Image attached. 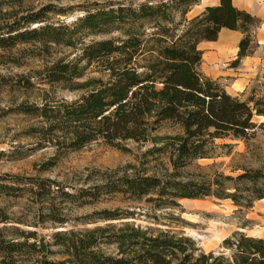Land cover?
Segmentation results:
<instances>
[{"label":"trees","instance_id":"trees-1","mask_svg":"<svg viewBox=\"0 0 264 264\" xmlns=\"http://www.w3.org/2000/svg\"><path fill=\"white\" fill-rule=\"evenodd\" d=\"M195 3L198 0H89L79 6L82 12L70 24L47 20L45 10L53 6L45 5L26 18L39 24H12L8 34L0 36V45L32 40L44 46L64 45L75 53L41 72L48 83L83 89L78 97H42L40 103L18 107L46 122L43 137L58 150L74 151L101 141L128 151V141H149L142 155H164L168 164L159 174L107 177L73 190L50 178L30 179L24 188L19 176L10 177V182L0 176V199L31 193L37 207L34 221L11 217L0 207V264H264V238L241 231L223 238L220 250L203 251L183 233L128 222L56 230L49 238L36 229L46 221L67 223L63 203L92 204L109 194L129 201L144 199L155 209L204 196L248 208L264 196V163L239 164L232 168L234 175L189 170L196 160L219 155L216 139H237L247 146L260 125L254 117L264 116V87L260 94L250 90L245 98L231 94L199 70L202 50L197 45L214 40L221 27L239 30L242 35L231 61L236 64L251 53L252 31L260 19L232 0H217L187 16ZM105 32L113 34L83 39L87 33ZM89 64H98L105 76L78 80ZM162 124L171 131L156 134ZM47 163L43 169L54 165ZM94 213L92 221L131 215L118 209ZM106 247L112 249L105 251Z\"/></svg>","mask_w":264,"mask_h":264},{"label":"rangeland","instance_id":"rangeland-1","mask_svg":"<svg viewBox=\"0 0 264 264\" xmlns=\"http://www.w3.org/2000/svg\"><path fill=\"white\" fill-rule=\"evenodd\" d=\"M89 0H0V36L8 34L12 25L32 27L40 22H27L31 13L45 5L53 8L45 10L47 20L54 23H72L82 12L79 6ZM201 0L191 5L186 12L191 16L200 10ZM113 33H87L84 41L109 37ZM0 45V176L10 182V177L19 176L21 186L28 188L38 178H50L73 190L78 186H89L107 177L131 175L133 173L159 174L168 168L164 155L144 157L142 152L150 146L147 141L137 144L128 141V151L120 150L101 141H94L74 151L58 150L57 145L47 141L42 134L46 122L22 113L20 103H40L42 97L72 100L83 89H69L59 83L46 82L42 69L58 58H72V48L64 45L44 46L38 41H18L13 44L3 41ZM202 50L199 70L215 78L228 92L245 98L250 90L260 94L264 87V67L259 63L240 59L232 64L235 48L217 41L201 42ZM98 64H89L77 78L104 77ZM260 124L254 136L245 146L237 139H216L218 156L199 159L189 170L194 173L212 171L234 175L232 168L239 164L257 167L264 163V116H255ZM171 129L162 124L156 134L169 133ZM229 144L230 147L221 146ZM229 152V153H227ZM54 165L43 169L47 162ZM198 166V167H197ZM15 198L0 199V207L11 217L34 221L36 205L31 193ZM152 202L140 199L129 201L119 194L105 195L102 200L78 206L63 203L67 223L59 225L46 221L36 229L49 238L56 230L84 229L106 223H133L152 228L169 229L191 237L203 251L220 250L221 241L235 231L264 238V196L252 202L248 208H240L229 199L204 196L195 199L182 198L172 207L152 208ZM100 209H118L131 212L128 218L106 221H92L94 212ZM8 223L7 225H12ZM3 223H0V227ZM23 228L29 226L21 225ZM106 247L105 251H110Z\"/></svg>","mask_w":264,"mask_h":264},{"label":"crops","instance_id":"crops-1","mask_svg":"<svg viewBox=\"0 0 264 264\" xmlns=\"http://www.w3.org/2000/svg\"><path fill=\"white\" fill-rule=\"evenodd\" d=\"M216 2L217 0H201V2H199L200 10L204 5L214 4ZM232 3L239 8L249 11L260 19L259 24L252 31L255 45L251 53L242 56L240 59L247 57L248 62L259 63L262 67H264V0H232ZM241 35L242 33L239 30L221 27L214 40H201L197 43V45L201 42L217 41L220 44L232 45L236 51L237 42Z\"/></svg>","mask_w":264,"mask_h":264}]
</instances>
